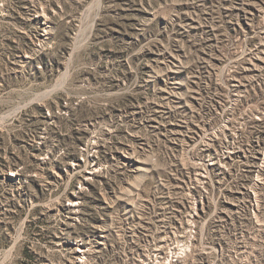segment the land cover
<instances>
[{"label": "rangeland", "instance_id": "rangeland-1", "mask_svg": "<svg viewBox=\"0 0 264 264\" xmlns=\"http://www.w3.org/2000/svg\"><path fill=\"white\" fill-rule=\"evenodd\" d=\"M0 264H264V0H0Z\"/></svg>", "mask_w": 264, "mask_h": 264}, {"label": "bare ground", "instance_id": "bare-ground-1", "mask_svg": "<svg viewBox=\"0 0 264 264\" xmlns=\"http://www.w3.org/2000/svg\"><path fill=\"white\" fill-rule=\"evenodd\" d=\"M173 59V58H172ZM174 60H176L175 58H174ZM175 65V64H174ZM177 66V65H176ZM252 71V70H251ZM173 90V89H172ZM177 92H179V91H177ZM174 93V92H173ZM171 97V96H170ZM173 100V99H172ZM172 100H171V102H172ZM170 101V100H169ZM170 105V104H169ZM72 201V200H71ZM80 252V251H79ZM82 252V251H81Z\"/></svg>", "mask_w": 264, "mask_h": 264}]
</instances>
